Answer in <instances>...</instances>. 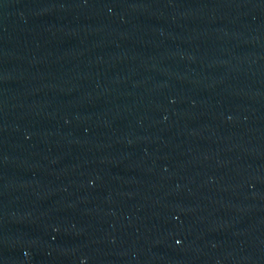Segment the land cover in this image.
Listing matches in <instances>:
<instances>
[{
    "label": "water",
    "instance_id": "95a60500",
    "mask_svg": "<svg viewBox=\"0 0 264 264\" xmlns=\"http://www.w3.org/2000/svg\"><path fill=\"white\" fill-rule=\"evenodd\" d=\"M0 264H264V0H0Z\"/></svg>",
    "mask_w": 264,
    "mask_h": 264
}]
</instances>
